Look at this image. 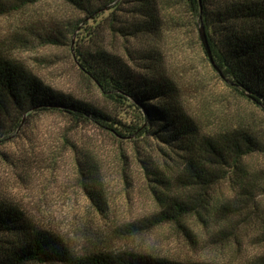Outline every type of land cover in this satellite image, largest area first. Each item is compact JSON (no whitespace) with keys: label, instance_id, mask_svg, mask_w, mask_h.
<instances>
[{"label":"rangeland","instance_id":"obj_1","mask_svg":"<svg viewBox=\"0 0 264 264\" xmlns=\"http://www.w3.org/2000/svg\"><path fill=\"white\" fill-rule=\"evenodd\" d=\"M82 18L61 0H37L20 14L0 16V48L55 91L104 112L116 128L142 126L139 108L106 97L79 67L75 48L82 44L85 24L74 34L66 30ZM46 29L67 32L69 41L44 45L36 33ZM196 36L199 43L187 29L170 37L160 57L179 105L204 133L240 126L264 134V107L229 87L204 53L199 30ZM98 45L124 54L123 40L109 33ZM10 129L0 139V198L16 203L76 251L129 250L181 262L264 264L262 190L256 192L257 209L243 208L230 221L214 219L211 208L203 219L188 218L183 226L159 225L152 220L163 207L159 196L190 193L174 180L181 159L155 136L123 139L91 120L75 121L60 112L28 114L19 128ZM248 165L264 169V155H254ZM96 191L101 206L89 195ZM233 191L230 183L220 184L211 192L213 204L232 202Z\"/></svg>","mask_w":264,"mask_h":264},{"label":"trees","instance_id":"obj_2","mask_svg":"<svg viewBox=\"0 0 264 264\" xmlns=\"http://www.w3.org/2000/svg\"><path fill=\"white\" fill-rule=\"evenodd\" d=\"M36 1L0 0V16L20 14ZM61 1L83 16L66 30L74 34L85 24L82 44L75 48L79 67L106 97L139 108L143 124L130 130L116 128L104 112L55 91L0 48V139L6 129L19 128L26 115L45 112L91 120L123 139L153 135L181 159L174 180L190 193L159 196L163 207L152 216L155 224L183 226L188 218L203 219L211 208L214 219L227 222L243 208L257 209L256 192H264V169L252 170L248 160L264 155V134L240 126L204 133L179 105L177 88L162 71L160 57L166 41L184 29L199 43L196 32L203 25L221 77L238 95L264 107V0ZM66 33L48 29L36 37L47 46L65 45ZM104 33L123 40V55L98 45ZM87 40L89 46L84 45ZM223 183L234 188L233 201L213 204L211 192ZM89 195L101 206L99 191ZM0 264L216 263L181 262L129 250L76 251L16 203L0 198Z\"/></svg>","mask_w":264,"mask_h":264},{"label":"water","instance_id":"obj_3","mask_svg":"<svg viewBox=\"0 0 264 264\" xmlns=\"http://www.w3.org/2000/svg\"><path fill=\"white\" fill-rule=\"evenodd\" d=\"M199 37H200V40H201L202 45H203V48L205 49L209 60L213 64L214 68L217 69V67L215 65V62L213 60V56H212V52H211L210 45H209V42H208L207 34H206V31H205V28H204L203 25H200V27H199Z\"/></svg>","mask_w":264,"mask_h":264}]
</instances>
